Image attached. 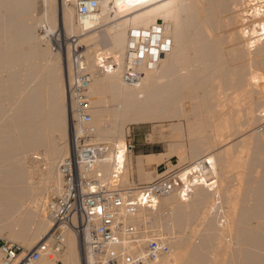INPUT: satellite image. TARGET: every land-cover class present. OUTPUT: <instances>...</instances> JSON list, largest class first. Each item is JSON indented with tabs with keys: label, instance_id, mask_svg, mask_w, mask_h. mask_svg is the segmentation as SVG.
<instances>
[{
	"label": "rangeland",
	"instance_id": "obj_1",
	"mask_svg": "<svg viewBox=\"0 0 264 264\" xmlns=\"http://www.w3.org/2000/svg\"><path fill=\"white\" fill-rule=\"evenodd\" d=\"M183 1V4H189L193 0ZM194 1V5L190 3L189 10L187 9V11L182 14L187 23L190 16L192 17L195 15V24L192 25L191 23L192 26L189 27L190 31L186 33V41L181 56L178 57L177 62H175L176 64H174L175 69L173 67V71L175 72L171 74L173 76L170 82H176V85L174 84L176 88L175 94L170 98V103H168L169 101L167 102L168 104L166 103L167 107L165 105L157 106L161 113L158 112L161 117L160 120L158 119V121L154 123L141 126H133L125 123L122 118L123 116H119L113 120L110 114L115 112L113 110L117 108V104L112 105L110 103L109 105V103H105L107 101L103 99L102 101L101 98H98L95 102L97 105L94 104L98 116L94 115V123L96 122L98 129H100L98 139H103L101 141L116 143L118 139L123 137L126 143H132L135 146L141 144L143 150L149 153L168 151L164 154L165 156L158 160L160 164L164 163L160 168V173L168 169L193 163L202 158V156L206 157L209 154L216 155L218 168L216 176L218 189L216 193L219 194L220 205H216L214 194L209 192L206 188L202 190V188L199 187L190 197L189 202H187V204L191 203L190 206L188 204V207H185V203H183L181 208H179V212L177 211L178 208L176 210L175 208L178 201L180 202V198L178 196H168L166 199L173 203L175 202L174 205L176 204L175 208L173 207L174 211L171 208L170 211H168L169 209L165 207V205L163 206L160 204L157 212H144L142 214L145 218L147 217L154 222L159 232L169 241L171 249L177 247L176 243H183L182 249L186 251H183L186 255L183 254L184 260H181L183 262L182 264H199V261L200 263L202 261L203 264H248V262L251 264L254 258V262L258 264L261 261L260 257L262 255L264 256V249L254 252L255 249L253 250L250 247L261 245V238L264 239V65L261 64L262 67L259 64V68V66L254 64L250 67V65L246 63L247 58H243L246 56L243 55L246 53V50L240 53L242 58L239 56L236 43L244 45L242 42L244 41L245 43V34L243 29L241 30V16L237 17V20L235 18L240 12H237L234 6L238 2L241 10V1ZM205 1L208 4H205L207 6L204 7L207 8L203 11ZM65 3H67L65 4L67 7L74 8L76 12V3L72 0H67ZM202 3L203 5H200ZM41 7L40 4H36V10H31L32 12L27 16L28 18L25 22L21 24L18 20L17 23H20V25L11 26L13 28H10V30L9 27L5 29L2 25V17H6V12H3L6 10V7L4 8L3 6L5 9H3V11L0 7V33L3 31L2 35L0 34V52L3 53H0L2 56H0V187L3 189L1 185H3L2 183H6L7 185L4 184L6 186L5 188L14 190L12 188L16 183H14L13 180L14 176L13 178L10 176L14 173L17 175L21 172L23 173L20 176L26 182L25 185L28 184L26 189L30 191H27L26 194H22V196H18L20 198L18 199L19 207L17 206V210L19 211L20 209V216L23 215V220L24 218L26 219L25 225L27 232L29 231L27 235L28 239L36 241H39L38 236L42 232V228L40 229L39 227H44L39 225L43 215H39L41 214L39 207L43 202L47 205L50 198L57 195L56 192H54L55 187H52L53 184L48 183V178H46L47 173H49L51 169V161L56 157H63L66 159L73 154L74 132L73 134L70 132V125L77 124L76 120H73L74 117H72L73 105L69 91L70 75L68 74L70 73L71 59L69 62L67 61L66 65L63 63V60L60 64H55V60H53L55 55L60 51L59 45L55 40V37L60 38L62 34L61 31H63L60 16L58 12H54L55 14L49 18L51 21L49 22L47 18H45V21L43 14H41ZM193 8L196 12H194L195 10ZM112 11H114V13H111L112 16L116 19L119 18L118 14L116 15L115 13L116 10ZM203 12H205V14H203ZM2 13L4 15H2ZM11 16L14 17V15ZM208 16L213 18V20L216 19L217 24L211 18L209 19ZM119 19V22H121L122 18L120 17ZM207 20L213 21V24L211 23V25ZM206 22L209 23V27H213L211 28L214 29V32L213 30L211 31V33L213 32L210 34L212 36L204 34L205 36L207 35L208 40L211 38L213 39H211L209 43L199 44L197 40L199 34L195 28H206V25L208 26V23L205 24ZM75 23H77V25L79 24L77 18ZM203 24L205 26H203ZM26 28L31 30L28 31L30 33L26 31ZM50 29L53 32H51ZM12 33L14 37H16V39H13L16 40L14 43L11 40L13 37ZM23 34H29V39L26 37L27 35L25 36L28 40L27 43L24 40V42H22L24 38ZM238 35L240 39L237 37ZM43 36H45V38H43ZM169 36L164 38H166V41L172 40L171 50L169 49V51H173L172 49H175L177 44L174 42V39H172L173 37ZM40 38H43L44 42ZM70 38L71 37H68L67 41H65V47L70 46L71 48L70 43L72 39L70 40ZM79 39L83 40L82 38ZM36 46H38L37 48L39 50L42 49V51H45V49L47 51L50 50L48 52L51 58L43 57L44 59H40L42 57L41 55L33 58L30 53L33 51V47ZM244 48L246 49V46H244ZM129 49L130 45H128V50ZM3 50L4 52H2ZM8 51L13 52V60L4 57ZM88 53L90 52L87 51V57L89 55ZM15 55L26 56L27 58L25 57L26 59H24L22 57L18 62H15ZM166 55L167 52L162 55L163 59ZM262 56H264L263 52ZM49 65H51L52 68L54 67L52 74L55 73L53 76L57 78L53 77L52 79L53 84L58 88L56 94L62 89L66 95L67 100L65 104L67 105L66 112L68 118H65V123L61 121V116H59L60 114L57 112L60 119L59 123L62 122V125L67 123L68 129L64 126L66 132L63 131L64 129H62L63 126H61V124H55L56 128H54L55 125H53L57 122L56 118L58 117L56 116V118H53L55 116H53V107H51L54 105L55 97L57 101L56 94V96L53 94V98L52 94H50L49 99H51L48 101L49 104L46 103L45 106H42L45 108L44 112H46V114L42 112L41 114L43 115L41 118L37 117V114H34L36 109L34 103H31V107L30 104L28 108L26 107L28 102H31L29 96H31L35 90L36 92L31 96V100L40 93L41 97L45 96V100L43 101H47L44 90L45 93H47V91L51 93L48 87L51 86L52 83H49L52 78L50 74L51 78L48 80ZM159 65L160 64H156V67L160 68L161 65ZM56 68L59 69V71H57ZM255 72H260V82H263L260 83V85L258 84L252 87L251 77L252 73ZM160 74L155 75L159 76ZM158 78H160V76ZM158 78H156L157 80L153 79L152 83H154V85H158L156 84L159 80ZM54 81L56 82L54 83ZM161 81L163 80L160 79L158 82L161 83ZM165 83L166 82L163 81L160 85ZM57 85H60L61 89ZM53 88L51 86V89ZM53 92H56V90H53L52 93ZM68 94L70 100L69 106ZM27 99L28 101H26ZM98 100L101 102H98ZM161 100L163 101L164 98H161ZM49 105L50 107H47ZM48 109H50V113ZM109 109H113L112 112ZM69 110L71 111L69 112ZM52 119H56V122ZM221 125H223V127ZM59 126L60 129L57 128ZM19 127L24 129L20 130ZM38 127L39 129L37 130ZM122 134L125 135L122 136ZM218 134L223 136L218 137ZM33 136L37 141L42 143L46 140L48 145H46V142L44 143L46 146H44V144L40 145L39 142L35 140V142L40 145L39 147L36 144V146L32 145V147L28 146L25 148L27 144L30 143L29 145H31V142H29L27 138L30 140L32 139L31 141L34 142ZM46 136H48V139ZM65 136H67V138H65ZM44 137L45 139L40 141ZM254 137H256V139ZM66 144L68 145L66 146ZM65 146L68 156L66 155V151H64ZM50 147L52 148L51 150ZM38 158L40 160H37ZM134 159L133 152H130L128 154L127 170L124 176L125 183H128L129 179H134L133 173L136 169L133 165ZM156 167L157 166L140 173L147 176L155 171ZM36 170L38 172H35ZM17 175L15 179L21 181ZM30 177H32L31 180ZM59 179L61 180V176ZM151 180H153V177L149 181ZM149 181L147 180V182ZM59 187H57V189ZM163 200H165V198H163ZM183 208L184 210L187 208L188 212H185L186 210L183 211ZM181 210L184 212L185 218ZM21 212L24 214H21ZM45 214L47 215L46 207ZM17 216L20 218L18 214H16V217ZM16 217L14 219L11 215L8 217L5 216V220L0 217V237L10 243H16L26 247L24 240L19 238L21 233L18 232L21 228V226L19 227V223L21 224L23 220L19 222V218ZM144 217L141 218L142 220L138 218L137 221H143ZM131 218V220H133V217ZM134 218L135 220L133 221H136L137 217ZM221 220L225 222L222 223ZM8 224H10V228ZM8 228L10 230H8ZM250 238L252 240H250ZM173 245L174 248H172ZM66 250L67 248L65 251ZM65 251L59 257L53 259V262L43 260L40 264H69L63 259ZM218 252H220V254H218ZM189 259L190 261H188Z\"/></svg>",
	"mask_w": 264,
	"mask_h": 264
},
{
	"label": "built area",
	"instance_id": "obj_2",
	"mask_svg": "<svg viewBox=\"0 0 264 264\" xmlns=\"http://www.w3.org/2000/svg\"><path fill=\"white\" fill-rule=\"evenodd\" d=\"M101 10V0H78L76 18L79 23L94 18ZM241 24L245 43L255 45L264 38V0H241ZM162 29H154L156 44L133 43L129 49L125 81L133 83L140 76L135 65L150 60L157 62L171 47L162 43ZM139 31L132 38L140 37ZM71 42V77L69 91L79 130L74 136V151L60 165L62 185L57 195L47 202L46 213L53 227L32 248L10 243L0 237V264H40L59 257L67 248L68 235L83 238L86 264H149L171 252V245L154 222L145 218L135 222L131 216L141 211L154 212L160 201L171 195L190 198L204 186L220 205L217 174L206 157L162 171L152 181L139 183L129 179L126 150L114 143L97 141L90 88L93 76L89 70L85 45ZM102 58V57H101ZM134 62V64L132 63ZM130 152L135 145L127 143ZM126 147V148H127ZM125 148V149H126ZM224 223L225 221H222Z\"/></svg>",
	"mask_w": 264,
	"mask_h": 264
},
{
	"label": "bare ground",
	"instance_id": "obj_3",
	"mask_svg": "<svg viewBox=\"0 0 264 264\" xmlns=\"http://www.w3.org/2000/svg\"><path fill=\"white\" fill-rule=\"evenodd\" d=\"M66 1L67 0H0V2H1V4H0L1 6L0 7H1L2 11L6 7L5 8L6 10L4 9L5 11H3L4 13L6 12V14H5L6 17H2V20H3L2 21V25H3V27L5 29L9 27V30H10V28H13L11 26L18 25V24L20 25V23L22 24L28 18L27 16L32 12L31 10L32 9L36 10V8H35L36 4H40L42 6L41 7L42 8V11H41L42 13L41 14H43L44 20H45V18H47V20L49 22L51 21V19H49V18L52 15L55 14L54 12H56V13L58 12L59 16H60V22L62 23V27H63L62 30L63 31H61L62 34L60 35V38L55 37V40L57 41V43L59 45L58 47H59L60 51L55 55V58L53 59V57H52V59L55 60V64H60V62L62 60H63V63L65 65H66L67 61L69 62V60L71 59V48H70V46L65 47V41H67L68 37H71L70 40L75 38L76 41H80V43L85 45L86 56H87V51L90 52V53H88L89 55L87 57V62H88L89 70H90V72H91V74L93 76V82H92V85H91V88H90V96L92 98L91 99V104L93 105V108H94V110H93L94 115L97 116V112H96L97 110H96V106H95V105H97V103L95 104V102L97 101L98 98L99 99L101 98V100L103 99L104 101H107V102H105L106 104L107 103H109V105H110V103L112 105L117 104V108L114 109V110L112 109L115 112L110 114L111 119H113V120H115L119 116H121V117L123 116L122 117L123 121L125 123H128L129 125H133V126H141V125H145V124H149V123H154V122L158 121V119L160 120L161 117L158 114V112H159L158 108L159 107H157V106L158 105H165L166 106V103L168 101H169L168 103H170V100H171L170 98H172V96L175 94L176 88L174 87V84L176 82L175 81L170 82L171 77L173 76L171 74L173 72H175V71H173L175 69V65L174 64H176L175 62H177L178 57L181 56V53L183 51L184 43L186 41V33H187V31H190L189 27H191L193 24H195V19H196L195 15L192 16V17L190 16V18L188 19V23H187L185 21V18L182 16V14H183V12L187 11V9L189 10L190 3L193 4V2H195V1L193 0L189 4H183V2H184L183 0H101V10H100V12L94 18L85 19L82 23L78 22L79 23L78 25H77V23H75V20H76L75 9L67 7L65 5V4H67V3H65ZM72 1L74 3H76L78 0H72ZM199 1L201 2V1H204V0H199ZM206 1L208 2L210 0H206ZM239 1H241V0H239ZM205 2H204V5H203V3L200 4V5H203V7L207 6L205 4H208V3L207 2L205 3ZM112 4H113V6H112ZM198 4H199V2H198ZM196 5H197V3H196ZM3 6H4V8H3ZM193 7H195V6H193ZM206 8L207 7H204L203 11H205ZM208 8H209V6H208ZM234 9L237 12H240V7H239L238 2L235 4ZM112 10H116L115 11L116 15L118 14V17L122 18L121 22H119L120 21L119 18L116 19V18H114L112 16L111 13H114V11H112ZM197 10H198V8H197ZM201 10H202V6H201ZM194 12H196V10ZM203 14H205V12H203ZM2 15H4V14L2 13ZM11 15H14V17H12ZM239 16H241L240 13H238L235 16L236 20H237V17H239ZM210 18L211 17H209V19ZM197 19H199V18H197ZM211 19L213 20V18H211ZM18 20H19L20 23H17ZM54 20H52V21H54ZM193 21H194V23H193ZM213 21L216 23V19L213 20ZM213 21H208V22L211 24ZM208 22H206L205 24H207ZM191 23H192V25H191ZM209 23H208V26L206 25V28H197V29L195 28V30H197V32L199 34L198 37H197V40H198L199 44L209 43V41H211V39H213V38H211V39L209 38L210 40L207 39L208 38L207 35L209 34V36H212L210 34H212L214 32V29H212L213 27L212 26H211L212 28L209 27ZM203 26H205V25L203 24ZM28 27H30V26H28ZM200 27H202V26H200ZM158 28L162 29V32H161L162 43L166 45V43H167L166 38H167V36L170 35V36L173 37L172 39H174V42L177 44L176 48L172 49L173 51H169V50L166 51L167 52L166 57L164 56L165 58L163 59V57L161 56L160 59L157 62H155L153 60H150L151 59L150 58L151 55H150V51L148 50L145 53L143 62H139L137 64H134V62H132L135 65V70L140 73L139 78L137 80H135L133 83L126 82L125 78H124V72L126 70V65L128 64V59H129L128 45H130V47H131L133 43H137V42L139 43V45L140 44H145V43H147L149 45L156 44L157 41H158V38H157V35L154 34V29H158ZM242 28H241V30H242ZM28 29L26 30L27 32L31 31V30H28ZM212 30H213V32L211 33ZM241 30H240V32H241ZM26 31H24V32L27 33ZM50 31L53 32L51 29H50ZM133 31H139L140 32L141 35H140V37L138 39L132 38V32ZM2 33H3V31H2ZM2 33H0V34L2 35ZM7 33H8V31H7ZM28 33H30V32H28ZM204 33L207 34V35L205 36ZM12 35H13V33H12ZM26 35L23 34L24 38H25ZM26 37L28 38L29 34ZM30 37H31V35H30ZM164 37H166V38H164ZM237 37L239 38V35ZM242 37H241V39H242ZM14 38L16 39V37H14V35H13V37L11 39L13 41V43L16 42V40H13ZM24 38L22 39V42L25 41L27 43L28 42L27 38H25V39ZM43 38H45V36H43ZM43 38H40V39H42V41H43L44 40ZM79 38H82L83 40H81ZM30 40H31V38H30ZM7 41H9V40H7ZM242 43L244 45H242L240 43H236V45L238 47V53H239L240 58H242V55L240 53H243L246 50V53L243 54V55H246V56H244L243 58H245V57L247 58L246 63L248 65H250V67H251V65H254V64L259 66V68H260L261 64L264 65V56H262V52L264 53V38L263 37L258 38V40L256 41V44L252 45V46L249 45V43H244V41ZM46 44H48V43H46ZM70 45H71V43H70ZM244 46H246V49L244 48ZM37 47L38 46L33 47V49H32L33 51H31V53H30L33 58L35 56L39 57V55L42 56V57L40 56L41 57L40 59H44L43 57H45V58L49 57L50 53L48 51H50V50L47 51L45 49V51H42V49H40L41 50L40 51ZM90 47H93V48H90ZM0 51H1V49H0ZM92 51H93V53H92ZM2 52H4V50ZM1 54H3V53H1ZM12 55H13V52L12 51H8L7 54L4 57L9 59V60H11L12 59ZM7 56H9V57H7ZM15 57L16 58L14 59V61L18 62L23 56L22 55H15ZM25 57H23V58L26 59L27 57L26 58ZM49 58H51V56ZM49 60H51V59H49ZM13 64H14V62H13ZM156 64H160L161 67L157 68ZM173 67H174V69H173ZM48 68H49V73H48L49 79L48 80H50V78L52 76L50 82L49 81L48 82L51 83L53 77H55V76H53V75H55V73L52 74V71H53L54 67L52 68L51 65H49ZM155 68H157V69H155ZM57 71H59V69H57ZM259 73L255 72V73H252V77L250 76L251 77V83L253 84V85H251L252 87H254V85H258V84L260 85V83L263 82V81L260 82L261 81V77H260ZM66 74H67V71H66ZM155 74H160L159 75L160 78H158L159 76L155 75ZM68 75H70V77H71V68H70V73ZM60 78H61V76H60ZM156 78H158L159 80L161 79V80H163L166 83L160 85L163 81H161V83H159L158 82L159 80H158L157 81L158 83L155 81L156 84H158V85H154V83H152V82H153V79L157 80ZM55 82L56 81H54V83ZM58 84H60V83H58ZM60 85H57V86H59L60 89H61L62 85L61 86ZM51 86H52V88L54 87L56 89H54V88L51 89ZM51 86H49L50 88L48 87V89L51 90V93L48 92V91H47V93H45V90H44V95L46 94V98H47L46 102L43 101V100H45L44 99L45 96L41 97L40 93H39V95L37 94L38 96L35 94L36 97H34L31 100V96L34 95V93L36 92V90H35V92L33 91L34 92L33 94L30 93L31 96H29V97H30V101L31 102H28L26 107L28 108L29 104H30V107H31V103H34V107L36 106L34 114H37V117L41 118V116L43 115L41 113L45 111V108H43L42 106H45L46 103H48V101H50V99H51V98L49 99V95L52 94V98H53V94H54V96L57 95V101H56V97H55L54 98L55 99L54 105L51 106V107H53V113H54L53 116H55L53 118H56V116H58L57 115V112H58L60 114L59 116H61L60 117L61 121H64L63 123H65L66 122L65 118L67 117V112H66V108H67L66 106L67 105L65 104L66 103L65 101L67 99H66L65 92L61 89V91L59 92L60 94L58 93L60 95L59 96L58 94H56L58 88L53 84V82L51 83ZM28 88H29V86H28ZM53 90L54 91L56 90V92L52 93ZM165 96H166V98H165ZM70 98H71V96H70ZM161 98H164V100L162 101ZM26 101H28V99ZM99 101L100 100H98V102ZM222 102H224V101H222ZM69 103H70V100H69V94H68V106H69ZM173 104H174V101H173ZM26 107H24V108H26ZM47 107H50V105L47 106ZM49 110L50 109H48V112H49ZM109 110H111V109H109ZM112 110H111V112H112ZM31 111H33V110H31ZM70 111L71 110H69V112ZM29 112H30V110H29ZM72 112H73L72 117H74L73 120H76V122H77V118H76V116L74 114V105L72 106ZM44 113L46 114V112H44ZM103 114H105V113H103ZM49 116H48V118H49ZM59 116L56 118L57 120L56 119H54V120L52 119L53 121H55V120L57 121V122L55 121L56 123H54L53 125H55V124L59 125V124L62 123V122L59 123V121H60ZM70 118H71V113H70ZM249 118H248V120H249ZM34 122H35V119H34ZM57 123H59V124H57ZM62 124H61V126H63V128L62 127L61 128L64 129L63 130L64 132H66L65 128L68 129V126L66 125L67 123L64 124V125H62ZM56 125L54 126V128H56ZM94 125L97 128V134L95 136V139L97 141L103 140V139H101V140L98 139V135H99L98 133H99L100 129H98V125L96 124V122L94 123ZM64 126H65V128H64ZM221 126L223 127V125H221ZM19 128H20V130L24 129V128H21V127H19ZM57 128L60 129V126L57 127ZM38 129H39V127L37 128V130ZM76 130H79V123L78 122H77L76 125H73V124L70 125V132L72 134ZM123 133H124V131H123ZM124 135L122 134V136H124ZM48 136H46V138ZM222 136L223 135H219L218 134V137H222ZM30 138H32V137H30ZM65 138H67V136H65ZM121 138L118 139L116 141V143H114V144L119 145L122 148L123 151L126 150L125 153H126V156L128 157V154L130 153L129 148L127 147L126 140L123 137H121ZM254 138L256 139V137H254ZM33 139H34V142L31 141L32 139L30 140V139L27 138V140H29V142H31V145H29L30 143L28 142L29 144H27V146L25 148H27L28 146L32 147V145L36 146L37 143L35 142V140L37 141V139H35V137ZM44 139H45V137L43 139H41V140L39 139V140L43 141ZM17 142H18V140H17ZM37 142H39V141H37ZM43 142L45 143L46 140H44ZM102 142H105V141H102ZM44 143L39 142L40 145H43ZM39 144H37L38 147L40 146ZM63 144H65V143H63ZM46 145H48L47 142H46ZM46 145L44 144V146H46ZM67 145L68 144H66V146ZM66 146H65V150L64 151H66ZM63 148H64V146H63ZM51 149L52 148L50 147V150ZM66 155L68 156V152L67 151H66ZM215 156L216 155L209 154L208 156H206V160H209L210 164L212 165V169L214 170V173L217 174L218 173L217 159H216L217 156L216 157ZM63 159H65V158H63V157L54 158L51 161L50 172L47 173V176H46V178H48L47 180L49 181L48 183L53 184L52 187H55V189L54 188L53 189H54V192H56V194L59 193L61 185H62V182H61L62 178H61V180L59 179L60 178V174H59L60 171L58 170V168H59V164L61 165V163L64 161ZM37 160H40V159L38 158ZM35 172H38V171L36 170ZM14 174L10 176L11 178H13V176H14V179H13L14 183L17 184V185L15 184V186H16V187L14 186L15 188L14 187L12 188L14 190H11V189L8 190L7 188H5L6 186L4 184H6V183H2L3 185H1V186H3V189L0 187L1 188L0 189V215H1L0 217H2V218H4L5 216L8 217V216L11 215L12 218L15 219L16 214H18L20 216V209L18 208L19 211L17 210V206H18V203H19L18 199L20 198L18 196L19 195L22 196V194H26L27 191H28V189H26V186H28V184L25 185L26 182L20 176L23 173L21 172L18 175L16 173H14ZM16 175L20 178L19 180H21V181H18V179L17 180L15 179ZM32 177H30V180H31ZM25 178H28V177H25ZM16 181H18V182H16ZM43 182H44V180H43ZM57 187H59V188L57 189ZM4 188H5V190H4ZM10 188H11V186H10ZM201 188H202V190L205 189L204 186H202ZM196 190H198V189H196ZM172 196H178V195H171V197ZM178 197L180 198V202L178 201L179 204L176 202L177 206H176V204L174 205L175 202L173 203L172 201L166 199V197H165V200L162 199L163 201L162 200L160 201V204L163 205V206L165 205V207H167L169 209L168 211H170V208L173 209V207L175 208V206H176L175 210L178 208V210H177L178 212L180 211L179 208H181L183 203H185L184 204L185 207H188V204L190 206L191 203L187 204V202H189L190 198H184L183 199L181 196H178ZM44 203L45 202H43L41 205L39 204L40 205V207H39L40 208V213H41L39 215L43 214L42 215V219H41V223L39 225L40 226H44V227H39L40 229L42 228L41 229L42 232L38 236L39 237V241L42 239V237L45 234L50 232L52 227H53V224H52L51 220L48 218V215L45 214L46 204H44ZM195 206H198V205H195ZM157 210H158V208H157ZM157 210L155 212H157ZM182 210L183 211L186 210L185 212H188L187 208L185 210L183 208ZM182 210H181V212H183ZM173 211H174V209H173ZM144 212H148V211H141L139 214H137L138 216L135 215V216H131V217H133V220H135L134 217H137L135 222H139V221H137V219L138 218H140V219L143 218L144 216H143L142 213H144ZM22 213L23 212H21V214ZM183 214H184V212H183ZM3 215H4V217H3ZM13 215H15V216H13ZM180 215H181V213H180ZM184 218H185V214H184ZM10 219H11V217H10ZM144 219H145V217H144ZM4 220H5V218H4ZM19 220H20L19 222H21V220H23V215L20 216ZM25 222H26V219L24 218V220L21 222V224L19 223V227L21 226V228H20L21 230L19 229V231H18V232L21 233L19 238L24 240L25 245H26L27 248H32V247L36 246V244H38L39 241L28 239L27 235H28L29 231L27 232V228H26ZM9 223H10V221H9ZM8 225H9V228H10V224H8ZM8 225H7V227H8ZM9 228H8V230H10ZM4 230H6V229H4ZM250 240H252V239L250 238ZM261 241H262L261 245H255V246H252L250 248L253 249V250L255 249L254 252L256 250H259V251L263 250L264 249V239L261 238ZM182 244L180 242L178 244L176 243L177 247L174 248V245H173L172 248H174V249H171V252L167 256H165L164 258L159 259L158 261H155V262H152V263H149V264H182L183 262L181 260L184 257L183 256V254H184L183 251L186 252L185 250L182 249V246H183ZM221 251H222V249H221ZM218 254H220V252H218ZM250 254H251V252H250ZM184 255H186V254H184ZM260 258H261L260 259L261 261L258 264H264V256L262 255ZM63 259H65V262H67L69 264H86L85 250H84V241H83L82 237H79V236H77L76 234H74L72 232L69 233L67 250L64 253ZM258 259H259V257H258ZM254 260H255V258H254ZM254 260H253V262H251V264H257V262H254ZM49 261L53 262V259H51ZM188 261H190V259ZM249 261H251V260H249ZM192 263H194V262H192ZM201 263H202V261H201ZM201 263L199 261V264H201ZM248 264H249V262H248Z\"/></svg>",
	"mask_w": 264,
	"mask_h": 264
},
{
	"label": "crops",
	"instance_id": "obj_4",
	"mask_svg": "<svg viewBox=\"0 0 264 264\" xmlns=\"http://www.w3.org/2000/svg\"><path fill=\"white\" fill-rule=\"evenodd\" d=\"M168 152V151H167ZM167 152L160 151L158 153H152L144 151L141 147V144H137L135 146V149L133 151L135 159L133 160L134 168L136 167L133 178L139 183H147V180L149 181L152 177L153 179L160 174V168L164 165V163H161L158 161L159 158L165 156ZM167 161V160H166ZM137 162V163H136ZM156 167L155 171L151 172L149 175L141 174L140 172H143L145 170L151 169L152 167ZM152 181V180H151ZM150 182V181H149Z\"/></svg>",
	"mask_w": 264,
	"mask_h": 264
},
{
	"label": "water",
	"instance_id": "obj_5",
	"mask_svg": "<svg viewBox=\"0 0 264 264\" xmlns=\"http://www.w3.org/2000/svg\"><path fill=\"white\" fill-rule=\"evenodd\" d=\"M10 56V55H9ZM9 56H7V57H9ZM16 57H14V59H15Z\"/></svg>",
	"mask_w": 264,
	"mask_h": 264
}]
</instances>
